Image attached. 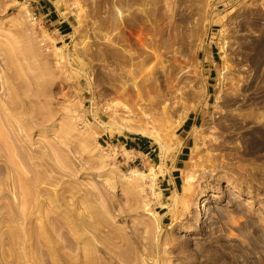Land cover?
Here are the masks:
<instances>
[{
	"label": "rangeland",
	"instance_id": "374dc122",
	"mask_svg": "<svg viewBox=\"0 0 264 264\" xmlns=\"http://www.w3.org/2000/svg\"><path fill=\"white\" fill-rule=\"evenodd\" d=\"M168 97L164 121L148 105ZM217 101L237 117L215 119ZM135 103L144 116L126 113ZM124 126L162 136L156 165L127 153L121 140L142 135ZM199 142L210 159L193 160ZM32 262L264 264V0H0V264Z\"/></svg>",
	"mask_w": 264,
	"mask_h": 264
},
{
	"label": "bare ground",
	"instance_id": "6f19581e",
	"mask_svg": "<svg viewBox=\"0 0 264 264\" xmlns=\"http://www.w3.org/2000/svg\"><path fill=\"white\" fill-rule=\"evenodd\" d=\"M122 21L123 20H120V23L122 24ZM210 27V25L208 26V28ZM140 28V27H139ZM136 28L134 26H132L130 28V31H129V35L130 37L132 38H136L140 44L143 43V40H142V37H141V28ZM171 37V36H170ZM170 41H172V39H170ZM175 43L178 44L180 46V48H185V43L181 37V35H176L175 37ZM115 58L117 61L120 62L121 65H124V66H131L133 65V62L135 60L134 56L133 55H120V54H117L115 55ZM223 89L221 91V93H223L228 102L227 103H235L238 101V97H239V94L242 93L243 91V79L241 77V74H237V73H234V72H230L226 75L223 76ZM180 92V99H179V103H183L182 100L184 97H186V95L189 94V91H187L186 89L185 90H182V91H179ZM232 92L235 94H232ZM121 95H125L127 97H131V91L129 90V88H127L126 84H123V89L120 93ZM140 94H138L136 96L137 99L140 98L139 96ZM205 95H208V89L206 87V89L204 90V94L201 96L202 98L205 97ZM163 98V96H161ZM220 98H218L219 100ZM177 99L176 98H167V99H163V101H160V100H156V99H153L150 104L148 105L151 109H156V108H160L162 111H163V119L164 121L168 120V115L171 113V110L173 109V105L175 103H177L176 101ZM241 100V98H240ZM242 101V100H241ZM216 106H217V110H216V115H215V119H221L224 117V115L227 113L229 114L230 118L234 119L236 118L237 116L233 113L230 112V108L228 107V105L225 107V109H218V101L216 102ZM197 105H199V103L196 104L195 107H197ZM126 113L128 115H134V116H144L146 114V109L137 105V103H135V105L132 107V108H124ZM189 108H187L186 110L188 111ZM124 128L127 130V131H130V132H134L136 134H140L142 136H145V137H148V138H151L152 140H154L156 143L160 144V145H163V141L160 139L162 136L157 133V132H153L151 130H145V129H141V128H132V127H129V126H124ZM217 132L214 133L213 135H211V137H209V141H210V144L211 146H217V145H221L222 144V141H223V138H224V135L226 133V130L225 128H223L222 126H218L216 128ZM258 147L262 148V146L260 144H258ZM128 154L132 153V152H129L127 151ZM193 160L194 158H198V159H201L203 158L204 156H206L207 159H210L211 156L208 155L207 153V150H206V146L199 142L194 148H193ZM185 189H186V193L189 195L193 189H194V183L187 179L186 182H185ZM206 196L207 194L206 193H202L200 195L197 196V198L195 199V203H194V207L196 209V213H195V221H194V226L195 227H201L204 223V220H205V216H204V203H205V199H206ZM177 203V201H176ZM26 238H28V241H26ZM25 240H24V243H23V249L24 250H28V251H31L32 248H34V238L33 236H28L26 237ZM33 241V242H31ZM28 242H31L32 244L28 245L27 246V243ZM29 247V248H27ZM32 260L34 261V259L32 258ZM33 264V262H32Z\"/></svg>",
	"mask_w": 264,
	"mask_h": 264
},
{
	"label": "crops",
	"instance_id": "0c3cea01",
	"mask_svg": "<svg viewBox=\"0 0 264 264\" xmlns=\"http://www.w3.org/2000/svg\"><path fill=\"white\" fill-rule=\"evenodd\" d=\"M50 4L52 3L50 2ZM58 24L61 25L60 29L63 30L62 33L71 29V26L68 24L67 21H62ZM185 125L193 126V123L192 121H190L188 124L186 123ZM125 142L126 144L124 146L126 147V151L145 157V159L148 160L152 165H156V160L160 159V156L158 155L159 146L156 142L150 141L145 136H131L126 138ZM179 171L180 169H177V167L170 168L169 174L165 176L166 178H164L163 181V192L173 194L174 192L178 191L177 181L179 180V176L175 175Z\"/></svg>",
	"mask_w": 264,
	"mask_h": 264
},
{
	"label": "trees",
	"instance_id": "16d2710c",
	"mask_svg": "<svg viewBox=\"0 0 264 264\" xmlns=\"http://www.w3.org/2000/svg\"><path fill=\"white\" fill-rule=\"evenodd\" d=\"M121 141L123 142V145H125V144H126L125 140H121Z\"/></svg>",
	"mask_w": 264,
	"mask_h": 264
}]
</instances>
